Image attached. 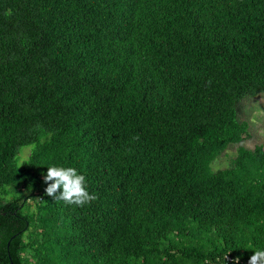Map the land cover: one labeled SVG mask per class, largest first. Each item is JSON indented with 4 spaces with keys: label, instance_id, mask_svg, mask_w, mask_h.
Returning <instances> with one entry per match:
<instances>
[{
    "label": "trees",
    "instance_id": "obj_1",
    "mask_svg": "<svg viewBox=\"0 0 264 264\" xmlns=\"http://www.w3.org/2000/svg\"><path fill=\"white\" fill-rule=\"evenodd\" d=\"M263 92L264 0H0V264H248ZM49 166L97 199L48 197Z\"/></svg>",
    "mask_w": 264,
    "mask_h": 264
},
{
    "label": "clouds",
    "instance_id": "obj_2",
    "mask_svg": "<svg viewBox=\"0 0 264 264\" xmlns=\"http://www.w3.org/2000/svg\"><path fill=\"white\" fill-rule=\"evenodd\" d=\"M134 139H139V137H134ZM44 183L47 185L45 194L54 201H63L68 205L81 207L97 199L95 194H90L87 190L85 176L79 174L73 167H47ZM227 258L225 257V260ZM233 264H239V258ZM248 264H264V250L253 252Z\"/></svg>",
    "mask_w": 264,
    "mask_h": 264
},
{
    "label": "rangeland",
    "instance_id": "obj_3",
    "mask_svg": "<svg viewBox=\"0 0 264 264\" xmlns=\"http://www.w3.org/2000/svg\"><path fill=\"white\" fill-rule=\"evenodd\" d=\"M238 117L248 123V136L241 143L247 149H253L257 145L264 146V92L253 98H245L239 106ZM237 146H230L220 157L212 163L213 170L226 168L235 156ZM29 149H23L21 160L27 158Z\"/></svg>",
    "mask_w": 264,
    "mask_h": 264
},
{
    "label": "water",
    "instance_id": "obj_4",
    "mask_svg": "<svg viewBox=\"0 0 264 264\" xmlns=\"http://www.w3.org/2000/svg\"><path fill=\"white\" fill-rule=\"evenodd\" d=\"M227 264H233V263H227Z\"/></svg>",
    "mask_w": 264,
    "mask_h": 264
}]
</instances>
